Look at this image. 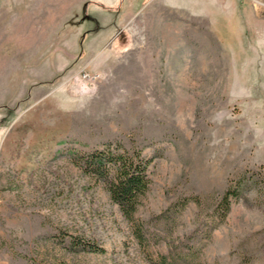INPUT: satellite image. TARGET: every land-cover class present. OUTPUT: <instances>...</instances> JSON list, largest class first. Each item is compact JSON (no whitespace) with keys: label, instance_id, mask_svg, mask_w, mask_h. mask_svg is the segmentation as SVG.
<instances>
[{"label":"rangeland","instance_id":"obj_1","mask_svg":"<svg viewBox=\"0 0 264 264\" xmlns=\"http://www.w3.org/2000/svg\"><path fill=\"white\" fill-rule=\"evenodd\" d=\"M108 144L151 161L143 245L73 162ZM163 255L264 264V0H0V264Z\"/></svg>","mask_w":264,"mask_h":264},{"label":"trees","instance_id":"obj_2","mask_svg":"<svg viewBox=\"0 0 264 264\" xmlns=\"http://www.w3.org/2000/svg\"><path fill=\"white\" fill-rule=\"evenodd\" d=\"M74 164L96 185H101L108 193L110 200L120 208V212L134 227L136 239L144 244L145 232L143 225L135 220L151 180L148 175L151 161L136 150H126L120 146L105 145L89 153H78L73 159ZM241 182L231 186L223 195L217 216L223 221L231 209L232 199H239L242 193ZM74 250L102 253L103 249L96 243L82 238L71 241ZM158 264H179L178 259L161 256ZM181 264H189L184 261Z\"/></svg>","mask_w":264,"mask_h":264},{"label":"crops","instance_id":"obj_3","mask_svg":"<svg viewBox=\"0 0 264 264\" xmlns=\"http://www.w3.org/2000/svg\"><path fill=\"white\" fill-rule=\"evenodd\" d=\"M69 5H70L69 1H68V2H65V3L63 4V8H67V7H69Z\"/></svg>","mask_w":264,"mask_h":264}]
</instances>
